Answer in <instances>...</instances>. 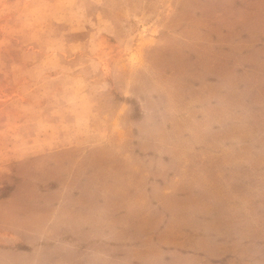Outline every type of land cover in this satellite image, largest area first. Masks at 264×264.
Instances as JSON below:
<instances>
[{"label":"rangeland","instance_id":"1","mask_svg":"<svg viewBox=\"0 0 264 264\" xmlns=\"http://www.w3.org/2000/svg\"><path fill=\"white\" fill-rule=\"evenodd\" d=\"M0 264H264V0H0Z\"/></svg>","mask_w":264,"mask_h":264},{"label":"bare ground","instance_id":"2","mask_svg":"<svg viewBox=\"0 0 264 264\" xmlns=\"http://www.w3.org/2000/svg\"><path fill=\"white\" fill-rule=\"evenodd\" d=\"M127 43L129 44V43H130V40H128ZM127 43H126V45H127ZM127 46H128V45H127Z\"/></svg>","mask_w":264,"mask_h":264}]
</instances>
